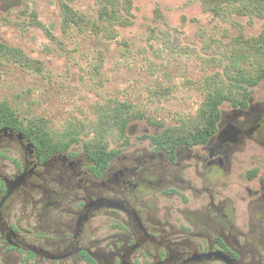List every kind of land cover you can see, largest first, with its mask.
<instances>
[{"label":"flooded vegetation","instance_id":"flooded-vegetation-1","mask_svg":"<svg viewBox=\"0 0 264 264\" xmlns=\"http://www.w3.org/2000/svg\"><path fill=\"white\" fill-rule=\"evenodd\" d=\"M219 113L205 142L144 135L104 160L0 125V264H264V102Z\"/></svg>","mask_w":264,"mask_h":264},{"label":"rangeland","instance_id":"rangeland-1","mask_svg":"<svg viewBox=\"0 0 264 264\" xmlns=\"http://www.w3.org/2000/svg\"><path fill=\"white\" fill-rule=\"evenodd\" d=\"M131 1L130 26L96 35L76 27L64 32L62 4L99 24V0H0V43L37 62L32 70L13 60L0 65V103L25 125L47 120L55 139L94 122L109 102L130 104L141 117L128 124L126 137L109 138L115 149L144 135L188 133L210 84L236 85L225 73L234 42L258 37L264 18H217L200 0ZM240 85L264 102V80ZM93 137L82 135L74 146L84 149ZM252 158L250 167L264 171V150L256 148Z\"/></svg>","mask_w":264,"mask_h":264},{"label":"trees","instance_id":"trees-1","mask_svg":"<svg viewBox=\"0 0 264 264\" xmlns=\"http://www.w3.org/2000/svg\"><path fill=\"white\" fill-rule=\"evenodd\" d=\"M200 1L204 9L217 18H224L230 13L237 16L264 18V0ZM99 3V24L87 20L68 5L62 4L64 32L76 27L81 32L91 30L98 35L102 30L114 29L116 26L128 27L132 24L129 20L132 16L131 0H99ZM11 60L27 70L36 69L37 62L28 59L19 50L0 44V65ZM228 60L225 73L236 85L221 88L214 82L210 84L207 97L198 112L197 124L188 133L178 136L181 141L198 139L196 141L205 142L216 131L220 115L219 107L225 102L231 105H247L249 92L240 84L253 88L264 80V31L256 38L246 39L241 35L237 37ZM247 65L250 68H247ZM140 117L141 115L130 104L119 101L109 102L98 111L94 122L89 125L79 123L71 126L55 139L49 132L47 120L37 117L29 120L25 125L19 121L7 103H0L1 126L15 124L27 138L35 140L37 144L51 151L67 150L72 145L78 144L82 135L92 134L94 137L85 143L84 150L92 159L100 160H104L109 153V138L126 137L128 124ZM159 137L171 139L174 136L170 131H166Z\"/></svg>","mask_w":264,"mask_h":264}]
</instances>
